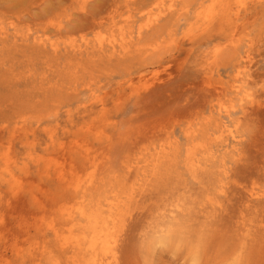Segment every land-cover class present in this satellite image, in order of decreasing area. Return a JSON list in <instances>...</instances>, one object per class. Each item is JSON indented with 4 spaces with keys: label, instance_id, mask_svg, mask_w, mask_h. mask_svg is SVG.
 <instances>
[{
    "label": "rangeland",
    "instance_id": "obj_1",
    "mask_svg": "<svg viewBox=\"0 0 264 264\" xmlns=\"http://www.w3.org/2000/svg\"><path fill=\"white\" fill-rule=\"evenodd\" d=\"M158 1L0 0V264H84L54 232L89 238L105 199L130 196L113 264H264V0H244L238 17L178 0L183 14L138 36ZM127 17L130 50L112 55L109 28ZM232 106L234 146L214 140L217 111Z\"/></svg>",
    "mask_w": 264,
    "mask_h": 264
},
{
    "label": "bare ground",
    "instance_id": "obj_2",
    "mask_svg": "<svg viewBox=\"0 0 264 264\" xmlns=\"http://www.w3.org/2000/svg\"><path fill=\"white\" fill-rule=\"evenodd\" d=\"M158 1V0H157ZM214 3H221L223 5L222 6V9L223 11L226 12V15L228 16H235V17H238L239 16V12H240V8H244V0H212ZM234 1L235 2V7L236 8H233L232 10V7L230 6L229 7V2H232ZM137 2V0H136ZM135 2V3H136ZM155 4V5H154ZM177 4H178V0H168V3H166V0H160L158 2H155L153 3L154 6L153 7H148V11L146 12V18H145V22L140 25V27L137 28V35L140 36L141 35V32L146 29V28H149L151 27V30L152 28L155 26L156 22L159 21V19L165 15V13L169 12V13H182L185 12V6L184 7H177ZM129 5L128 2L127 4H125V6ZM130 6V5H129ZM234 6V5H233ZM187 7V6H186ZM120 8V7H119ZM129 8V7H128ZM153 8V9H152ZM235 9V10H234ZM208 10V9H207ZM210 10V9H209ZM208 10V11H209ZM116 11V10H115ZM114 11V13H115ZM206 11V10H205ZM204 11V13H205ZM210 12V11H209ZM120 13V12H118ZM117 13V14H118ZM203 12L200 11L197 13V16L200 17V15L202 14ZM207 13V12H206ZM204 15V18H209L210 16V13L209 14H206ZM128 15V14H127ZM224 15V14H223ZM129 16V15H128ZM232 16V17H233ZM114 17V16H113ZM111 17V18H113ZM198 17V19H199ZM203 19H200V20H203ZM206 19V20H207ZM237 19V18H236ZM11 22V21H10ZM235 22V21H234ZM134 22H132V20L130 19V17H127L125 20L122 21V23L120 24L119 22L115 23L113 21V23L111 24L110 26V37L108 38V44L107 46L110 48L111 52H112V55H115L118 54V53H124L126 54L128 52V49L127 48V45L126 43L131 39V31L130 33L128 32V29L131 28L132 24ZM103 23H97L96 24V27H98V29L100 30H96L97 28H95L96 30V36H95V42L97 44V49H100L102 50L103 47H104V42H105V32H103L100 28V26L102 25ZM2 25V24H1ZM237 25V24H236ZM241 25V24H240ZM137 26H139L137 24ZM153 26V27H152ZM7 27V26H6ZM58 27V26H57ZM4 28V27H3ZM14 28V27H13ZM49 28V27H48ZM153 28V29H154ZM57 29V28H56ZM58 30V29H57ZM131 30V29H130ZM70 31V30H69ZM114 32H117V34L113 33ZM236 31V30H235ZM5 35L6 34V31H4L2 28H0V35ZM68 36V35H67ZM136 36V37H138ZM45 37V36H44ZM73 37V36H72ZM83 37V36H82ZM81 37V38H82ZM135 37V38H136ZM235 37V36H234ZM233 37V38H234ZM26 38V37H25ZM68 38H70L68 36ZM87 38V37H86ZM140 38V37H139ZM239 38V37H238ZM34 39V38H33ZM83 39V38H82ZM31 40V39H30ZM154 40V39H153ZM162 40V39H161ZM36 43L40 46H44L46 45L48 42L44 39H41L40 37L38 39H35ZM51 41V40H49ZM70 41V40H68ZM82 41V40H81ZM132 41V40H131ZM151 41V40H150ZM155 41V40H154ZM149 42V40H148ZM157 42V41H156ZM164 42V41H163ZM229 42V41H228ZM227 42V43H228ZM233 42V39L230 38V44ZM69 43V42H68ZM132 44L134 43L131 42ZM131 43H129L131 45ZM140 43V42H139ZM137 43V44H139ZM147 43V42H146ZM152 43V42H151ZM87 45V42L85 43ZM89 44V43H88ZM128 44V45H129ZM143 44V43H142ZM235 44V43H234ZM233 44V45H234ZM238 44V43H237ZM235 44V45H237ZM53 50V53L57 51V44L55 46V44H53V42L49 44ZM228 45V44H227ZM145 46V45H144ZM149 46L148 49H153L155 50L157 47L158 48H161V46L159 47V45L157 44H150V45H147L146 48ZM227 47V46H226ZM241 47V46H239ZM72 49H75V45L72 44V46L70 47ZM95 48V47H94ZM132 48V47H130ZM231 48V47H230ZM233 48V47H232ZM235 48V47H234ZM135 49V48H134ZM162 49H163V45H162ZM64 50V49H63ZM70 50V49H69ZM139 49H137V51H139ZM151 52V54H153V51ZM159 51V49H157ZM102 52V51H101ZM149 52V51H148ZM147 52V53H148ZM157 52V51H156ZM232 52V51H231ZM236 52H238L236 50ZM98 53V52H97ZM131 53V52H130ZM138 53V52H137ZM142 53V52H141ZM150 54V55H151ZM234 54V53H233ZM120 55V54H119ZM118 55V56H119ZM122 55V54H121ZM154 55V54H153ZM152 55V56H153ZM136 56V55H135ZM244 57V56H243ZM242 57V58H243ZM249 57V56H247ZM122 58V57H121ZM232 58H233V55H232ZM213 59V58H212ZM215 59V58H214ZM239 59V58H238ZM69 60V59H68ZM240 60V59H239ZM244 60V59H243ZM67 61V60H66ZM237 63V62H235ZM240 63V62H239ZM247 63H248V60L245 61V64H243L242 66H238V70H237V74H236V77L238 78L239 81H243L244 79V76H245V73H246V69H247ZM96 64V63H95ZM214 64V63H213ZM241 64V63H240ZM91 68V67H90ZM155 71V70H154ZM151 73V72H150ZM203 73V72H202ZM158 74V73H157ZM208 75V74H207ZM234 75V74H233ZM155 77V76H154ZM236 80V79H234ZM238 81V82H239ZM254 81V80H253ZM149 82V81H148ZM235 82V81H234ZM151 84V83H150ZM245 86L242 85V83L240 82L239 85L237 86H234V89L237 91V93H240L242 94L239 98V107L241 109L242 112H244L245 110V107H244V100L247 98V97H250V94L248 95L246 91H243V89ZM232 92V91H231ZM235 93V92H234ZM231 95V94H230ZM239 97V96H238ZM251 100L249 101V103H253L254 104V98L251 97L250 98ZM238 107V108H239ZM248 107V106H247ZM233 110H234V107H230V108H220L217 113L219 115L220 118H225L226 121H223L220 125V127H217V129L219 130V134L214 138V140H217L218 142H223V141H227L226 139H229L231 141V144L233 143V146L235 144H237L238 142V135H237V126H238V122H232L231 121V115L233 113ZM245 113V112H244ZM217 115V116H218ZM234 119V118H233ZM210 120V119H209ZM210 123L207 122V124ZM198 124V123H197ZM218 125V123H217ZM199 126V124H198ZM195 127V126H194ZM190 128V127H189ZM188 128V129H189ZM202 128V127H201ZM210 128V127H209ZM187 129V128H186ZM193 129V128H192ZM204 129V128H202ZM201 129V130H202ZM216 129V128H215ZM196 130V129H195ZM204 131V130H203ZM192 132V131H191ZM189 133V136H191L190 134L192 133ZM201 132V131H199ZM186 133V132H184ZM213 134V133H212ZM216 134V133H215ZM202 135V133H201ZM204 135V134H203ZM193 136V135H192ZM209 136V135H208ZM207 136V137H208ZM165 137V136H164ZM200 137V136H199ZM205 137V136H203ZM210 137V136H209ZM52 138V136H51ZM195 138V137H194ZM190 139V138H189ZM203 139V138H202ZM209 139V138H208ZM205 140V139H204ZM202 140V141H204ZM192 141V140H191ZM200 141V140H199ZM202 141H201V144H202ZM207 140H205L206 142ZM217 141H214V142H217ZM177 142V141H176ZM217 142V143H218ZM173 143V142H172ZM212 143V142H211ZM174 144V143H173ZM177 144V143H175ZM216 144V143H215ZM219 144V143H218ZM230 144V145H231ZM207 145V144H205ZM173 147V146H172ZM207 147V146H206ZM218 147V146H217ZM211 149V148H210ZM177 150V149H176ZM234 150V149H233ZM201 151V150H200ZM199 151V152H200ZM186 152V151H185ZM198 152V150L196 151ZM212 152V151H211ZM203 153V151H202ZM209 153V152H208ZM198 155V154H197ZM201 155V154H200ZM199 155V156H200ZM191 157V156H190ZM193 157V156H192ZM195 157V156H194ZM6 158V157H4ZM188 158V157H187ZM9 159V158H8ZM7 159V160H8ZM193 159V158H192ZM199 159V158H198ZM11 161V160H10ZM200 161V160H199ZM8 162V161H7ZM190 164V162H188ZM200 163V162H198ZM204 163V162H203ZM202 163V164H203ZM201 164V165H202ZM11 165V164H10ZM7 166V167H10ZM193 165V164H191ZM194 168V166H192ZM196 167V166H195ZM198 167V166H197ZM196 167V168H197ZM200 167V166H199ZM197 171H198V168H197ZM225 172V171H224ZM231 172V171H230ZM9 174H11L9 172ZM142 186V184H141ZM223 186V185H222ZM150 188V187H149ZM219 188V187H218ZM230 188V187H229ZM141 189V187H140ZM132 190V189H130ZM233 190V189H232ZM81 191V190H80ZM138 194H139V191H137ZM230 192V191H229ZM190 193V192H189ZM186 194V193H185ZM227 194V193H226ZM230 194V193H229ZM134 195V194H133ZM249 198H251L250 200H252L253 198H258L260 196H262V194L260 192H254V191H250V193L247 194ZM138 196V195H137ZM196 196V195H195ZM230 196V195H229ZM134 197V196H133ZM190 197V196H189ZM247 197V199H248ZM226 199V198H225ZM230 200V199H229ZM131 201V196L129 198H127V200H117L116 198L112 197V198H106L105 201L96 209V215L95 217L93 218L94 220V226H91V229H90V237L89 238H86L85 235H81V236H77L75 238H72L69 234L72 233V230L71 227L67 226V231H70L68 236L66 237H63L62 235H59L56 232H54V235H55V240L57 241V244L60 246V247H64L65 249L69 250L68 252L72 254V258L74 259H71L73 262H76V261H80L81 259H78V256L79 255H82L83 256V261H84V264H113L114 260H115V252H114V249H115V245L117 244V229L119 228V224L121 222V217H124L128 211V208H129V204L128 202ZM133 201V200H132ZM176 201V200H175ZM134 202V201H133ZM212 202V201H211ZM247 202V200H246ZM208 203V202H207ZM226 203V201H225ZM249 203V202H248ZM212 205H213V202H212ZM216 205V204H215ZM178 206V205H177ZM242 206V205H241ZM246 206V205H245ZM219 207V206H218ZM136 208V207H135ZM223 208V207H222ZM249 208H252V207H249ZM255 208V207H254ZM208 209V208H207ZM225 209V208H224ZM248 209V208H247ZM135 210V209H134ZM250 210V209H249ZM264 210V209H263ZM138 211V210H137ZM249 212V211H248ZM256 212V211H255ZM135 213V212H134ZM202 213V212H201ZM243 213V212H242ZM129 214V213H128ZM251 214V213H250ZM79 217L81 219H88L90 218L89 215H87L86 213H84V211H80L79 212ZM131 215V214H129ZM204 215V214H203ZM242 216V215H241ZM258 217V216H257ZM204 219V218H203ZM202 219V220H203ZM240 220V219H239ZM73 219L70 217L67 218V225H71ZM75 221V220H74ZM199 221V220H198ZM254 223V222H253ZM75 224V223H74ZM205 225V224H204ZM214 226V225H213ZM248 226V225H247ZM174 227V226H173ZM178 227V226H177ZM198 227V226H197ZM206 227V226H205ZM175 228V227H174ZM76 229V228H75ZM186 229V228H185ZM122 230V229H121ZM168 230V229H167ZM78 231V230H77ZM79 232V231H78ZM61 233V232H60ZM149 234V233H148ZM157 234V233H156ZM163 234V233H162ZM164 235V234H163ZM209 235V234H208ZM187 238V237H186ZM173 238H172V234H167L163 237L160 238V240L162 242H167V241H171ZM179 240H182V238H179ZM187 242V241H186ZM190 246V245H189ZM149 253V252H148ZM198 256V255H197ZM78 260H76V259ZM194 260V259H193ZM196 260V259H195ZM79 263V262H78ZM243 263V262H242Z\"/></svg>",
    "mask_w": 264,
    "mask_h": 264
}]
</instances>
